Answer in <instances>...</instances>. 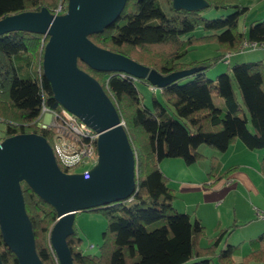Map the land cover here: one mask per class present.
Listing matches in <instances>:
<instances>
[{
	"label": "trees",
	"instance_id": "obj_1",
	"mask_svg": "<svg viewBox=\"0 0 264 264\" xmlns=\"http://www.w3.org/2000/svg\"><path fill=\"white\" fill-rule=\"evenodd\" d=\"M198 9L175 7L173 0H127L116 21L88 35L96 46L121 54L162 75L195 69L152 93L146 105L137 89L140 82L119 72L96 71L78 60L79 69L102 87L113 103L135 155V190L129 199L89 212L106 219L97 254L84 253L82 238L72 226L66 238L72 264H264V232L248 241L249 252L235 261L239 244H224L228 229L217 228L213 241L201 246L204 226L198 218L177 211L169 178L159 168L164 158L192 165L206 158L205 145L225 152L236 141L248 150L264 148V67L262 60L224 63L231 52L244 50L245 41L264 48V20L243 30L240 20L249 7L241 0H203ZM68 0H0V20L23 12L67 10ZM232 10L207 17L212 11ZM199 29L202 34L194 32ZM47 36L21 30L0 35V133L3 137L36 134L50 141L52 130L38 126L42 106L60 111L51 86L42 74V49ZM215 44L217 54L181 61L192 47ZM259 49V48H258ZM219 62L224 72L210 79L206 72ZM236 86V90L233 87ZM158 92L157 97L155 93ZM238 92V93H237ZM208 180L221 173L216 157L209 158ZM264 176V157L258 165ZM24 209L30 221L35 251L43 264H57L49 233L57 219L52 205L26 181L20 182ZM77 214V213H76ZM234 226V225H233ZM196 259V262L191 260ZM0 261L18 264L0 232Z\"/></svg>",
	"mask_w": 264,
	"mask_h": 264
},
{
	"label": "water",
	"instance_id": "obj_2",
	"mask_svg": "<svg viewBox=\"0 0 264 264\" xmlns=\"http://www.w3.org/2000/svg\"><path fill=\"white\" fill-rule=\"evenodd\" d=\"M126 1L68 0L61 16L42 8L0 20V35L28 30L48 37L42 49L43 76L59 104L84 119L98 134V165L87 178L64 173L40 135L18 134L5 138L0 145V232L18 264H43L35 251L20 182L26 181L57 212L49 239L59 264H72L65 240L73 231L76 213L124 201L135 190L134 154L116 108L100 84L78 68L77 61L96 71L146 79L158 89L195 70L162 75L92 43L88 35L111 26ZM173 4L185 9L205 5L203 0H173Z\"/></svg>",
	"mask_w": 264,
	"mask_h": 264
},
{
	"label": "crops",
	"instance_id": "obj_3",
	"mask_svg": "<svg viewBox=\"0 0 264 264\" xmlns=\"http://www.w3.org/2000/svg\"><path fill=\"white\" fill-rule=\"evenodd\" d=\"M199 151L206 158L192 165H185L181 159L175 158H164L159 162L161 172L169 178L168 184L175 193L173 206L179 212L187 214L188 210H193L194 218H198L203 226L206 225V219L210 218V214H213L211 225L216 233L217 228H230L229 221L232 218L235 223H239L238 226L249 224L251 221L262 222V232L259 233H263L264 219L258 218L257 213H264V176L258 170L264 153H259L256 162L243 160L255 150H248L240 141L231 144L225 152H217L205 145H201ZM211 157L219 160L221 173L233 169L218 180H208ZM169 171L171 174L185 177L176 180ZM170 181H173L174 185ZM177 202H181L182 207L177 208L175 206ZM224 206L223 211H216ZM226 209L232 212L229 219ZM208 212L210 214H207ZM190 217L192 218V215ZM242 256L239 254L235 261H240Z\"/></svg>",
	"mask_w": 264,
	"mask_h": 264
},
{
	"label": "rangeland",
	"instance_id": "obj_4",
	"mask_svg": "<svg viewBox=\"0 0 264 264\" xmlns=\"http://www.w3.org/2000/svg\"><path fill=\"white\" fill-rule=\"evenodd\" d=\"M241 4L243 6L249 7L248 13L240 20V23H239L240 25L239 27L242 30L244 28H248L249 24H251L254 21L264 20V0H241ZM62 9L63 8L56 11L54 15H57V16L64 15L65 13H62ZM231 11L232 10L212 11L210 13H207L206 16L215 17V16H218L220 13L227 14ZM194 33L196 35H200L202 34V31L197 29ZM216 54H217V47L215 44H203L200 46L192 47L189 50L188 54L185 56V58L181 59V61H187V62L192 61V60L199 61V60L212 57ZM228 59H229L230 66L236 63H242V62H248V61L254 62V61L262 60L263 67H264V48H259V49L246 48L239 52H231L229 53ZM226 68H227V65L223 64L222 62H219L216 66H214L213 68H211L210 70L206 72V76L210 79H214L215 76L224 72ZM136 86L144 99V103L146 105H149L151 95L152 93H154L153 89L151 88L153 86L150 85L147 87L140 82H137ZM233 87L236 90V86L234 84H233ZM155 95L158 97L159 96L158 92H156ZM45 118H46L45 116H42L40 118V122H44ZM121 122H122V126H124V122L123 121ZM260 152L264 153V148L250 152L248 158H245V159L243 158V160H249V162H256L257 157L259 156ZM94 160L96 161V164L93 166L96 167V165H98V160H99L98 152L95 153ZM170 175L174 177L176 180H180V178L185 177V176H177L174 173L172 174L170 173ZM170 183L174 185L173 181H170ZM176 204L175 206L177 208L182 207L180 206L181 202H177ZM207 208L208 207H206V209ZM224 208L225 206L221 207L220 209L216 211H223ZM200 210H202L201 206H200ZM188 212L190 215H192L191 219H193L194 218L193 210H188ZM207 214H210V212H208ZM231 214H232L231 210L226 209V215L228 219H229V216H231ZM211 215L213 214H210V218L206 219V225L204 226V230H205L204 236L200 240L201 246H208L213 241V238L216 235V232L214 231L212 227L213 225H211ZM233 220H234L233 218L230 219L229 221V224L231 226L229 228L230 231L224 237V240L222 241V244L219 248H222L224 244H230V245L239 244V253L241 255H245L249 252L248 240L250 238H256L260 234L259 232H262L263 223L257 222V221H251L249 222V224H245V225L243 224V225L238 226L237 224L239 223H235V221ZM74 227L78 231L80 237L83 240L82 245H81L82 251L88 254H97L98 246L101 243V239H102V232L104 231L106 227L105 217L100 212H89V211L78 212L74 219ZM196 261H197L196 259L191 260V262H196ZM210 264H217V261L214 259L210 262ZM249 264H258V263L251 262Z\"/></svg>",
	"mask_w": 264,
	"mask_h": 264
},
{
	"label": "built area",
	"instance_id": "obj_5",
	"mask_svg": "<svg viewBox=\"0 0 264 264\" xmlns=\"http://www.w3.org/2000/svg\"><path fill=\"white\" fill-rule=\"evenodd\" d=\"M261 43H243V49L261 48ZM227 54L224 63L228 62ZM155 91L156 87H151ZM45 116L44 122H40V118ZM38 126L44 129L52 130L50 141H47L57 166L66 174H79L84 178L89 176L96 164L94 160L97 153L98 134L94 128L84 119L76 114L61 108L60 111L47 109L42 106L39 115ZM0 133V145L5 140ZM258 218L264 219V213H257ZM57 264L58 259L54 256Z\"/></svg>",
	"mask_w": 264,
	"mask_h": 264
}]
</instances>
